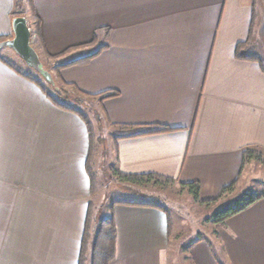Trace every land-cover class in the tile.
I'll use <instances>...</instances> for the list:
<instances>
[{"label":"crops","instance_id":"0c3cea01","mask_svg":"<svg viewBox=\"0 0 264 264\" xmlns=\"http://www.w3.org/2000/svg\"><path fill=\"white\" fill-rule=\"evenodd\" d=\"M33 5L40 52L59 54L96 33V44L85 47L88 54L106 45L60 74L90 94L117 92L97 97L112 129L109 156L115 152L116 172L157 173L186 189L183 184L197 182L198 201L208 205L225 187L234 184L222 197L235 191L245 167L258 161L243 167L245 151L260 153L264 164V71L258 60L237 56L243 43V52L264 58L256 39L264 0ZM26 13L16 12V0H0V36H13L14 17L29 19ZM75 51L60 61L87 54L71 57ZM2 57L8 56H0V264H79L90 196L87 126ZM152 124L172 129L143 133ZM261 195L217 224L219 252L210 238L197 237L189 247L193 264H264ZM118 200L111 207L117 229L111 264H170L169 208L153 200Z\"/></svg>","mask_w":264,"mask_h":264},{"label":"rangeland","instance_id":"374dc122","mask_svg":"<svg viewBox=\"0 0 264 264\" xmlns=\"http://www.w3.org/2000/svg\"><path fill=\"white\" fill-rule=\"evenodd\" d=\"M21 5L24 6L25 1H23ZM26 10V14H29L31 22L35 25V20L31 15L30 9ZM256 39H259L258 48L263 52L264 42L262 45L260 43V39L264 40V11H261V9L259 13ZM89 50L90 48L85 47L78 50L76 49V51L74 50L75 52L72 53L71 57L85 51H87L88 54ZM83 54H86V52ZM40 55L45 69L56 75L54 65L57 61L49 58L45 52H40ZM0 56H8L19 66L24 69H29L19 55L10 47H1ZM61 58L62 57L59 59ZM43 83L51 92H56L53 88V84H51L49 80H43ZM58 83L59 86L63 87V89L67 92V94L61 95V98L69 100V95V103L78 107L81 111L88 115L95 131V151L89 159V162L88 158L86 162V168L90 179L88 211L92 203L94 217L96 220L95 229L99 227L100 221L103 218L111 215V207L115 200L146 199L161 202L169 208L172 224L174 225L169 263L193 264L190 258L189 247L193 244L197 237L201 238L205 236L210 238L217 251H220V242L217 232L218 225L211 220H207L214 212L240 198L246 190H253L256 195L264 194V164L260 161H254L245 167V174L241 185L235 191L230 192L228 195L223 196L217 199L216 202L208 205L195 200L194 196L191 192H189V189L184 188L182 185L169 183L165 180H160L161 184H154V182L150 184H138L122 179L116 172L115 152L109 156V151L113 152V141L110 137L112 129L111 126L109 127L105 116L102 113H99L100 109L97 98L92 96L85 97L79 94L75 85V87L64 85L61 81H58ZM83 122L87 126L84 120ZM107 126L109 129H107ZM91 175L95 176L94 185H92Z\"/></svg>","mask_w":264,"mask_h":264},{"label":"trees","instance_id":"16d2710c","mask_svg":"<svg viewBox=\"0 0 264 264\" xmlns=\"http://www.w3.org/2000/svg\"><path fill=\"white\" fill-rule=\"evenodd\" d=\"M25 1V5L22 6L21 3ZM30 7L31 15L33 16L35 20V25L31 22L30 18L28 19L29 26L31 27L32 31V37H31V43L32 45L37 49L38 53L40 54L39 49L42 50V35L40 30V20L36 12L34 11V5L33 0H16V12L18 14H24L26 9L25 7ZM12 36H6L1 35L0 41L10 38ZM98 41V34L96 33L94 38L88 42L83 43L80 45H76L73 47H69L67 50L59 53V54H51L45 50V54L52 59H55L57 62L55 63V70L56 75L52 72L54 82L51 83L53 85H57L55 87L56 92H51L47 86L44 85L43 80L45 77H43L40 73L37 71L29 68L24 69L23 67L19 66L16 62H14L9 57H2L1 60H3L7 65H9L12 69H14L17 73L31 79L33 82L37 83L41 89L44 91V93L50 98V100L58 107L70 110L72 112L77 113L87 124L88 130H89V138H90V148H89V156H88V162L89 159L92 157L94 151H95V131L93 129V125L88 117L83 111H81L78 107H75L70 101V97L68 95L69 100H66L65 98H61V95L67 94V92L63 89V87L59 86L58 81H61L64 85L74 86L72 83L65 82L61 79L60 70L62 67L69 65V64H84L87 63L91 58H93L95 55H97L103 48L106 47V45H100L97 50H95L92 53L86 54L84 56H81L77 59H73L69 62L63 63L59 61L60 57L67 54L68 52L74 51L76 49L84 48L90 45H95ZM243 49V43L239 44L237 49V56L241 58H249V59H255L258 60L261 68L264 71V58L258 56V55H249L246 52L242 51ZM41 56V55H40ZM75 87V86H74ZM76 90L79 94L85 96V97H100L99 99L103 100L105 98L117 95L116 91H110L107 93H102L103 95H95L87 93L78 87H76ZM172 128L167 125L162 124H152L148 125L147 130H145L143 133H155V132H162L171 130ZM252 159H257L258 161H262V156L260 153L248 150L244 153V163L243 167L246 164V162H249ZM90 171V170H89ZM119 176L129 182L138 183V184H146V183H152L154 184H161L160 180L168 181L169 183H173L174 179L170 177H164L162 175H159L157 173H145V174H129V173H123V172H117ZM95 176L91 175V181L92 185L95 183ZM188 186L189 192L194 196L195 200H198L199 197V189L200 185L199 183H188L183 184ZM234 184L229 185L225 187L222 190L221 195L216 197L214 200H217L218 198L222 197V194L230 189H232ZM94 187V186H93ZM262 195H256L253 190H247L240 198L234 200L232 203L218 209L216 212L213 213L211 217H209L207 220H211L214 223H223L228 219L230 216L237 214L241 212L242 210L246 209L250 205H252L255 201H257L259 198H261ZM116 202H128V203H142L138 201H127V200H118ZM210 202V201H207ZM115 203V202H114ZM144 204V202H143ZM146 204V203H145ZM155 205H158L157 203H153ZM92 203L89 207V211L87 213L86 223H85V230L83 233L82 241H81V248H80V255H79V264H111V262L116 257V241H117V229L116 224L114 220V215L111 210V215L103 218L100 221V225L97 229H95V217H94V210L92 207ZM160 206V205H159Z\"/></svg>","mask_w":264,"mask_h":264},{"label":"water","instance_id":"95a60500","mask_svg":"<svg viewBox=\"0 0 264 264\" xmlns=\"http://www.w3.org/2000/svg\"><path fill=\"white\" fill-rule=\"evenodd\" d=\"M31 37L32 31L28 18L25 15H18L13 19V36L0 41V48L4 46L12 48L29 68L53 83V75L45 69L40 54L31 43Z\"/></svg>","mask_w":264,"mask_h":264}]
</instances>
